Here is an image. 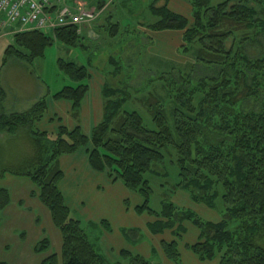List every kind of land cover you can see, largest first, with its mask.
Returning <instances> with one entry per match:
<instances>
[{
	"label": "trees",
	"instance_id": "1",
	"mask_svg": "<svg viewBox=\"0 0 264 264\" xmlns=\"http://www.w3.org/2000/svg\"><path fill=\"white\" fill-rule=\"evenodd\" d=\"M157 1L165 4L150 8L155 19L150 31L182 33V53L194 57L195 65L189 73L178 70L159 75L169 105L155 94L142 100L154 129L145 125L138 112L125 111L131 99L128 90L107 84L104 117L90 136L80 127L63 125L56 134L42 132L37 125L48 109L46 97L26 113L8 114L4 108L7 93L0 82V134L30 129L35 149L32 161L12 173L35 184L62 236V261L54 254L42 264H110L72 216L60 189L65 175L59 159L82 149L87 150L93 171L108 174L114 183L122 181L127 189L146 198L139 211L147 210L155 218L149 224L154 236L167 232L183 236L190 223L200 230L198 242L190 246L200 262L264 264V53L252 58L246 52L254 45L264 47V0H224L218 5L213 0H191L192 20L173 12L169 0ZM83 39L75 27L52 36L16 33L4 65L14 57L30 62L43 58L56 41L77 48ZM111 63L118 75L121 68L113 59ZM59 67L78 86L64 88L53 99L70 102L77 116L89 92L85 82L90 71L63 60ZM250 103L255 107L247 109ZM172 151L180 172L178 187L190 191L196 203L211 210L222 201L220 222H205L195 212L170 202H163L161 212L150 208L153 189L146 176L155 174L154 166L163 164ZM10 202L9 192L0 190V210ZM50 247V240L45 239L35 251L46 253ZM178 247L175 240L163 242L167 258L177 264L181 257ZM123 256L129 260L126 264H152L131 252L124 251Z\"/></svg>",
	"mask_w": 264,
	"mask_h": 264
},
{
	"label": "rangeland",
	"instance_id": "2",
	"mask_svg": "<svg viewBox=\"0 0 264 264\" xmlns=\"http://www.w3.org/2000/svg\"><path fill=\"white\" fill-rule=\"evenodd\" d=\"M90 1L111 2V7L108 11L103 7L98 10L91 9L101 14L90 26L84 27L81 31L78 30L79 36L84 39L77 48H69L56 41L46 50L43 58L30 62L23 57L19 59L14 57L5 64L4 69L0 71V82L6 83L2 85L9 95V101H13L17 94L21 93L29 97L42 93L47 96L54 95L66 87H77L78 83L69 79L60 69L59 62L63 60L89 69L90 79L85 84L89 85L88 93L91 97L93 94L95 98L93 103H98L93 104L94 115L97 116L98 121L95 122L96 118L86 107L77 116L61 113L64 124L59 120L60 126L57 127V132L62 125H66L70 129L82 127V131L87 136L92 134L93 127L101 123L104 117L103 108L99 116L95 114L97 109L99 111L98 105L101 101L97 95L98 83L128 90L131 99L125 106V111L138 112L143 116L145 125L149 129H154L152 119L143 107L142 100L148 98L150 94H155L167 102L166 93L158 81L159 75L168 72L179 73L178 70L189 73L195 65V58L182 53V33L162 34L150 31L149 26L155 19L149 7L151 8L154 4L161 7L165 4L164 1ZM223 1L213 0V4L218 5ZM173 7L178 14L192 20L191 0H176ZM0 29V47L6 49L14 45L12 29L4 28L1 23ZM90 32H94V35L91 36ZM48 34L52 36V33ZM246 52L250 57L255 58L264 53V47L254 45L248 47ZM112 59L121 68L118 75L114 73L117 67L111 63ZM1 63H5V55ZM102 101L104 103L103 99ZM87 104L90 103L87 101L85 106ZM167 104L169 105L168 102ZM253 107L255 103L247 105V109ZM5 110L10 109L6 107ZM39 130L42 131V129ZM57 132L55 130L50 133ZM4 137L7 140L0 144V179L7 177L3 184L9 185L11 180L20 178L12 171L30 163L34 158L35 149L30 138L32 137L30 129L22 128L16 133H4ZM176 159V154L172 151L163 164L154 166L155 174L146 176L153 189L150 208L161 212L165 201L173 203L180 209L195 212L205 222H220L224 210L222 201H218L217 209L211 210L204 204L196 203L190 191L178 187L181 179ZM67 162L62 163L61 170L64 168L66 173L65 197L72 216L81 222L90 242L110 264L128 263L129 260L123 256L124 251L131 252L132 255H141L152 264H177L167 258L163 248L164 241L174 240L179 243L178 248L181 254L179 264L219 263V260L200 262L193 254L190 246L198 242L200 230L192 224L185 225L187 232L183 236L173 237L170 232L164 236H154L149 224L154 222L155 218L147 210L139 211V208L146 204V198L141 193L127 189L122 181L113 183L108 176L111 180L109 183L102 173H98L96 177L89 176L82 161L80 164L76 163L77 166L73 163L76 167L75 171ZM22 180L20 178V182H23ZM20 189L23 192L26 190L22 187ZM14 196H16L15 193ZM104 222L108 223L109 228ZM59 256L61 262V253Z\"/></svg>",
	"mask_w": 264,
	"mask_h": 264
},
{
	"label": "crops",
	"instance_id": "3",
	"mask_svg": "<svg viewBox=\"0 0 264 264\" xmlns=\"http://www.w3.org/2000/svg\"><path fill=\"white\" fill-rule=\"evenodd\" d=\"M175 1L176 0H169L168 5H169V8L173 12L177 13V11H175L173 7ZM88 6L93 10H98L100 7H103V8H106V11H108V8L111 7V2H107V1L97 2V1L88 0ZM166 33H176V32H166ZM9 47L10 46H8L6 49H3V47H0V71H2L5 66L4 63L3 64L1 63V59L3 55L6 54V51L8 50ZM2 83L3 85L6 84L4 81H2L1 84ZM102 84L98 83L99 88L97 91V95L98 97L101 98V101L99 102L100 104L98 105L99 111L97 109V111L95 112V114L97 115L100 114V111L102 108L104 112V103L102 99L104 100L103 89L105 85L103 84L104 85L103 86ZM17 95L18 96H16V98H14L13 101L12 100L9 101V95L7 94L4 108L8 107L10 110H5L6 113L8 111L11 112L8 114L26 113L41 98L46 97V103H47L48 109L44 116V119L38 125L40 127L39 129H42V132L50 133L51 131L55 132V130L57 132V127L60 126L59 120L60 122L62 121V124H64L63 119L61 117L62 116L61 113L65 115L66 113L68 115L73 114L72 104L70 102L64 101V100H61V101L54 100L53 95L51 94H48L47 96H45L44 93H42L41 95L38 94L32 97H29L27 94H23V93L17 94ZM87 101L90 104H87V106H85V102ZM93 101H95L93 94H92V97L90 94L87 95L85 102H83L82 104L81 111H83L84 107H86L88 111L91 113V115L96 118L95 122H97L98 121L97 116L94 115L95 110L93 111V108H94V105L98 103L94 104ZM99 124L100 122L93 127V130ZM4 140H7V139H5L4 133H2L0 134V144H2ZM75 156L77 157L73 159V157ZM88 158L89 157H88L87 151L80 150L75 154L61 157L59 159V166L60 168H62L63 167L62 163H66L67 160H69L67 164L70 163L69 167L71 169H74L75 171L76 169L75 166H77L76 163L80 164V162L82 161L86 169V173L89 176H95L98 173L94 172L91 169L89 162H88ZM79 160L81 161L78 162ZM73 163H75V166ZM63 169L62 171L64 172ZM64 175L65 177L60 183V189L62 193L64 194V196H66L65 188H67V185L65 186V183H66L65 181L67 180V178H66L65 172H64ZM102 175L104 179H107L109 183H111L110 182L111 180L108 178L107 174L102 173ZM8 177H12V176H8ZM17 177H20V176H17ZM83 177L84 176H82V178ZM20 178L23 179L22 180L23 182H20ZM20 178L15 179L13 181L11 180L9 182V185L3 184L5 179H7V177H5L4 179L3 178L0 179V190L2 189L7 190L9 192L10 199H11L10 204L4 210H0V220H1V223H0V262L7 263V264H42V262L49 256L54 255V254L60 255L61 250H62V236L52 221L50 211L41 203L38 197V190L35 184L27 177H20ZM74 185H75V188H77V185L76 184ZM20 187L26 188V190L23 192L20 189ZM13 192L16 194V196H14ZM45 239L50 240V243H51L50 250L46 253L36 252L35 251L36 246Z\"/></svg>",
	"mask_w": 264,
	"mask_h": 264
},
{
	"label": "built area",
	"instance_id": "4",
	"mask_svg": "<svg viewBox=\"0 0 264 264\" xmlns=\"http://www.w3.org/2000/svg\"><path fill=\"white\" fill-rule=\"evenodd\" d=\"M100 14L91 10L88 0H0L1 26L12 29L14 33L53 35L69 27L81 31Z\"/></svg>",
	"mask_w": 264,
	"mask_h": 264
},
{
	"label": "water",
	"instance_id": "5",
	"mask_svg": "<svg viewBox=\"0 0 264 264\" xmlns=\"http://www.w3.org/2000/svg\"><path fill=\"white\" fill-rule=\"evenodd\" d=\"M90 35L93 36L94 35V32H90Z\"/></svg>",
	"mask_w": 264,
	"mask_h": 264
}]
</instances>
